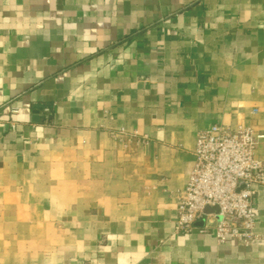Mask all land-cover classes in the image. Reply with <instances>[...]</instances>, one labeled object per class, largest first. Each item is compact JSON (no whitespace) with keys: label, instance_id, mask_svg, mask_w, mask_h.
Returning a JSON list of instances; mask_svg holds the SVG:
<instances>
[{"label":"crops","instance_id":"0c3cea01","mask_svg":"<svg viewBox=\"0 0 264 264\" xmlns=\"http://www.w3.org/2000/svg\"><path fill=\"white\" fill-rule=\"evenodd\" d=\"M215 123L264 134V0H0V264H264L176 231Z\"/></svg>","mask_w":264,"mask_h":264},{"label":"built area","instance_id":"2783aa9c","mask_svg":"<svg viewBox=\"0 0 264 264\" xmlns=\"http://www.w3.org/2000/svg\"><path fill=\"white\" fill-rule=\"evenodd\" d=\"M264 134L250 126L215 123L198 133L187 185L178 192L176 231L189 233L205 216L216 219L219 244L251 246L264 239L256 231L255 186L264 184V162L256 155ZM207 207L218 212L206 213Z\"/></svg>","mask_w":264,"mask_h":264},{"label":"water","instance_id":"95a60500","mask_svg":"<svg viewBox=\"0 0 264 264\" xmlns=\"http://www.w3.org/2000/svg\"><path fill=\"white\" fill-rule=\"evenodd\" d=\"M35 119H37V116H35ZM219 208L218 207H207L205 212L206 213H212V212H218Z\"/></svg>","mask_w":264,"mask_h":264}]
</instances>
